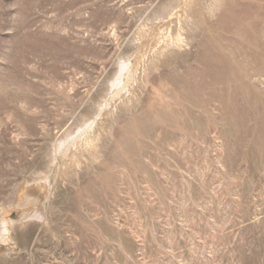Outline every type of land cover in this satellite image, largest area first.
Instances as JSON below:
<instances>
[{
	"label": "rangeland",
	"instance_id": "1",
	"mask_svg": "<svg viewBox=\"0 0 264 264\" xmlns=\"http://www.w3.org/2000/svg\"><path fill=\"white\" fill-rule=\"evenodd\" d=\"M0 264H264V0H0Z\"/></svg>",
	"mask_w": 264,
	"mask_h": 264
},
{
	"label": "bare ground",
	"instance_id": "2",
	"mask_svg": "<svg viewBox=\"0 0 264 264\" xmlns=\"http://www.w3.org/2000/svg\"><path fill=\"white\" fill-rule=\"evenodd\" d=\"M127 66V65H126ZM118 81V80H117ZM33 183V182H32ZM36 184V183H35ZM47 185V184H46ZM41 189V192L44 194L46 193L47 189H46V186L45 185H41V186H37V187H34V189L32 190V193H31V198H26V201L23 202L22 204L25 203L26 204H33L34 202L38 203V201H40V198L39 197H36L35 194L36 192H38V190ZM29 191V190H28ZM33 196V197H32ZM21 204V203H20ZM38 209V208H37ZM40 209V208H39ZM41 211V210H40ZM38 213V212H37ZM40 213V212H39ZM42 214V213H41ZM6 223V222H5ZM6 230V229H5ZM11 232V231H10ZM7 234V233H6ZM9 237V236H8Z\"/></svg>",
	"mask_w": 264,
	"mask_h": 264
}]
</instances>
